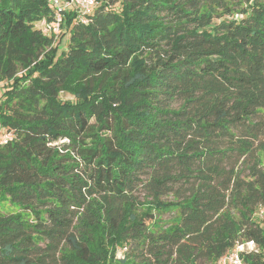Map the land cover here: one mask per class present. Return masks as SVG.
Returning <instances> with one entry per match:
<instances>
[{
	"label": "trees",
	"instance_id": "16d2710c",
	"mask_svg": "<svg viewBox=\"0 0 264 264\" xmlns=\"http://www.w3.org/2000/svg\"><path fill=\"white\" fill-rule=\"evenodd\" d=\"M53 16L0 0V264H264V0Z\"/></svg>",
	"mask_w": 264,
	"mask_h": 264
},
{
	"label": "built area",
	"instance_id": "2783aa9c",
	"mask_svg": "<svg viewBox=\"0 0 264 264\" xmlns=\"http://www.w3.org/2000/svg\"><path fill=\"white\" fill-rule=\"evenodd\" d=\"M46 2L53 10L54 16L49 29L56 38L62 32V26L68 12L74 11L76 20L79 23L86 24L87 16L92 13L98 4V0H46ZM2 87V84H0V97ZM13 139L12 132H9L0 124V147L8 144ZM260 213L263 214L264 209L260 210ZM254 248L255 244L252 241L238 244L222 256L215 264H244L240 254L242 252H251Z\"/></svg>",
	"mask_w": 264,
	"mask_h": 264
},
{
	"label": "rangeland",
	"instance_id": "374dc122",
	"mask_svg": "<svg viewBox=\"0 0 264 264\" xmlns=\"http://www.w3.org/2000/svg\"><path fill=\"white\" fill-rule=\"evenodd\" d=\"M66 40H67V37L66 36H59L58 37V39H57L56 42H58V41L60 42L59 43V46H60L61 49H64L66 47V44H67V41ZM59 98L61 100H63V101L64 100H73V97L71 95H69V94H66V93H61L60 96H59ZM137 197H138V200L139 201H143L144 200L143 194L137 193ZM165 199H170V197H167ZM161 218L162 219H167L168 216L167 215H164V216H161ZM122 253H123V250L122 251L121 250H118V254L117 255H121Z\"/></svg>",
	"mask_w": 264,
	"mask_h": 264
}]
</instances>
